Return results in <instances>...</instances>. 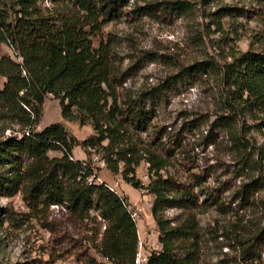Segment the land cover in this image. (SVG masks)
<instances>
[{
    "label": "rangeland",
    "instance_id": "rangeland-1",
    "mask_svg": "<svg viewBox=\"0 0 264 264\" xmlns=\"http://www.w3.org/2000/svg\"><path fill=\"white\" fill-rule=\"evenodd\" d=\"M39 5L42 9L52 7L48 1ZM146 6L152 8L150 13L139 9ZM91 39L95 47L102 41L110 48L117 78L113 87L119 101L141 99L152 113L145 130L130 129L138 161L131 168L143 188L136 189L124 180L123 162H119L117 173L107 168L108 151L104 148L76 145L73 158L89 163L97 181L126 198L137 224V251L148 258L161 249L151 215L154 197L144 189L155 178L144 150L155 149L166 159L159 173L187 187L199 200L196 208L164 211L170 227L194 219L193 237L180 241L175 253L183 257L193 246L199 255L196 264H244L243 246L253 235L264 233V113L239 109L238 115H233L226 104H234L231 96L213 73L173 85L166 81L197 61L222 64L245 51L264 52V0H127L118 15L108 17ZM0 54L16 59L6 44L0 46ZM5 80L0 75V89ZM154 89L159 91L158 98L147 99L146 94ZM223 114L233 116L229 119L232 126L221 124ZM8 115L0 108V142L28 129ZM54 123L78 141L96 134L91 122L78 113L63 117L59 99L46 94L34 130ZM161 128L165 137L160 141L156 132ZM175 135L181 145L169 141ZM101 145L107 147L108 141ZM48 155L59 157L61 153L49 151ZM250 178L263 185L248 200H242L241 187ZM210 194L227 208L212 205ZM90 216L92 219L80 221L64 206H30L20 192L0 196V264H87L91 257L110 264L93 248L104 223L95 213ZM261 238L264 240L263 235ZM258 251V264H264V243Z\"/></svg>",
    "mask_w": 264,
    "mask_h": 264
},
{
    "label": "trees",
    "instance_id": "trees-1",
    "mask_svg": "<svg viewBox=\"0 0 264 264\" xmlns=\"http://www.w3.org/2000/svg\"><path fill=\"white\" fill-rule=\"evenodd\" d=\"M8 1L11 4L0 0V46L6 44L11 48L16 59L0 54V75L6 79L0 89V108L28 129L20 136H9L0 142V196L20 192L30 206H64L70 216L80 221L92 219L90 214L95 213L104 223L100 240L93 245L95 251L112 264H132L138 247V230L126 198L105 182L97 181L89 163L72 156L76 145L83 149L104 148L108 151L107 168L117 173L119 162H123L124 180L136 189L143 188L135 181L131 168L138 161L130 129L145 130L152 113L141 99L119 101L113 87L117 78L110 61V48L102 41L95 47L91 39L108 17L118 15L127 0ZM43 1L50 2L52 7L42 9L39 2ZM173 5L180 9L177 3ZM148 6L139 9L147 14L152 10ZM207 73L217 75L231 96L234 104L229 101L226 104L233 115H238L239 109L264 113V52L245 51L222 64L197 61L182 67L166 82L173 85ZM46 94L59 99L63 117L78 113L91 122L96 134L78 141L59 123L35 131ZM158 95V89H154L146 98L154 100ZM232 118L223 114L219 120L222 125L232 126L229 121ZM156 133L160 141L165 137L164 128ZM172 139L169 141L174 145H181L178 135ZM233 139L241 143L237 134ZM105 140L107 147L101 145ZM49 151H59L61 156L50 157ZM144 158L155 177L144 189L154 197L151 215L161 245L159 251L150 254L146 264H196L199 255L193 246L183 257L175 253L180 241L193 237L194 219L170 227L164 211L196 208L199 200L187 187L159 173L166 166V159L155 149L147 147ZM262 185L259 179L250 178L241 187V199L248 200ZM208 199L220 209L227 208L223 203L217 204L211 194ZM259 234L243 246L244 264H258V249L264 243L261 238L264 233ZM87 264L100 263L91 257Z\"/></svg>",
    "mask_w": 264,
    "mask_h": 264
},
{
    "label": "built area",
    "instance_id": "built-area-1",
    "mask_svg": "<svg viewBox=\"0 0 264 264\" xmlns=\"http://www.w3.org/2000/svg\"><path fill=\"white\" fill-rule=\"evenodd\" d=\"M108 185V184H107ZM108 187L111 189V190H113L112 189V187L110 186V185H108ZM137 249H138V247H137ZM104 260H106V259H104ZM107 261V260H106ZM109 262V261H108ZM146 262H147V257L146 256H141L140 254H139V251H137L136 252V255H135V258H134V261H133V263L132 264H146ZM110 263V262H109ZM110 264H112V263H110Z\"/></svg>",
    "mask_w": 264,
    "mask_h": 264
}]
</instances>
